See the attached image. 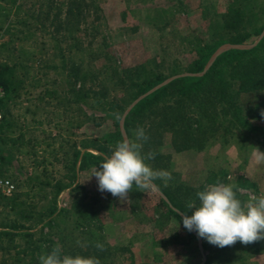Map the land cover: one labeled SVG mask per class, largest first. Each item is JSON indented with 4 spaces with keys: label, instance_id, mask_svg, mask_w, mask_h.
Returning <instances> with one entry per match:
<instances>
[{
    "label": "rangeland",
    "instance_id": "374dc122",
    "mask_svg": "<svg viewBox=\"0 0 264 264\" xmlns=\"http://www.w3.org/2000/svg\"><path fill=\"white\" fill-rule=\"evenodd\" d=\"M70 1L19 0L21 10L13 16L5 0H0V11H7L17 23L14 35L0 36V62L14 63L22 58L17 52L19 42L31 45L35 53L23 69H17L22 88L17 89L12 102L0 108L3 121L14 122L16 127L25 122L28 136L39 141L56 138L54 147L63 140L68 153L74 147L81 149L85 139L93 141L116 129L112 116L76 100L77 90H101L109 98H118L124 89L115 69L153 64L157 59H163L165 67L173 61L185 64L196 45L216 31L219 16L229 2L75 0L70 9ZM242 6L246 23L254 27L264 23V0H245ZM27 32L33 36L22 40ZM53 35L60 39L61 52L53 46ZM263 36L264 29L249 43L237 47L224 43L216 51L249 49ZM26 68L29 72L24 74ZM72 73H78L76 81ZM32 75L39 80L36 87ZM46 90L55 92L45 96ZM252 99L263 109L264 89L245 96L244 108ZM258 114L254 110L250 115L256 125L264 127V119ZM148 124L146 120L145 128ZM119 129L125 137L122 120ZM225 140L218 136L201 148L175 151L170 134L165 133L159 154L160 164L166 166H158L154 159L145 162L153 169L171 172L167 185L179 188L181 195L190 191L187 201H195L197 206L196 193L213 184L234 186L237 199L246 205L252 194L264 196V160L256 159L255 149L264 152V147L257 133L248 134L245 141L234 136ZM148 152L143 148V153ZM62 153H58V160L46 153L44 156L52 162L36 166L30 157L0 141V180L8 179L14 186L11 194L0 195H17L34 211L48 214L43 223L36 224L34 216L24 222L27 228L16 230L31 232L33 245H40L35 261L30 262L31 248L16 255L0 243V264H39L38 255L57 244L63 254L96 257L100 264H264V239L223 248L211 245L183 227L177 209L173 207L181 218L157 207L159 197L166 200L158 187L147 192L134 187L129 200L121 202L109 192L98 191L94 176L87 180L94 167L78 173L75 180H66L63 164L68 157ZM41 155L38 152L39 158ZM6 200L0 201L1 219L23 223L18 210L9 209ZM52 208L55 209L50 212ZM17 239L24 246L28 237L20 235ZM97 241L104 245L103 251L94 246Z\"/></svg>",
    "mask_w": 264,
    "mask_h": 264
},
{
    "label": "trees",
    "instance_id": "16d2710c",
    "mask_svg": "<svg viewBox=\"0 0 264 264\" xmlns=\"http://www.w3.org/2000/svg\"><path fill=\"white\" fill-rule=\"evenodd\" d=\"M243 1L245 0H229L225 10L219 16L220 21L216 31L196 45L193 56L185 64L173 61L165 67V61L157 59L153 64L143 63L134 67L115 69L117 80L124 89V93L118 98H109L101 90L91 91L92 93L77 90L76 100L88 102L90 108L112 116L116 127L104 137L93 141L85 139L80 147L85 150L84 152L74 147L68 153L63 140L54 147L56 138H51L50 141H39L28 136V126L25 122L16 127L14 122L5 123L3 115L0 123V141L8 147L17 148L20 154L30 157L36 166L45 167L47 162H52L44 154L48 153L53 160H58V153L63 152L62 154L68 157L63 164L66 171L64 178L69 181L77 179L78 173L82 171L99 167L103 159L111 154L115 143L123 138L119 129L120 120H122L125 136L130 139L134 138L133 132L137 127L145 130L149 139L144 143L143 148L156 154L154 161L158 166H166L164 163L160 164L159 154V146L162 144L165 133L170 134L171 145L175 151L201 148L207 140L216 139L218 136L226 140L234 136L245 141L247 135L253 133L259 135V142L264 147V127L256 125L250 115L254 110L260 115L264 108L261 109L260 105H256L254 99L250 100L245 108L243 106L245 96L256 95L264 89V36L249 49L230 48L222 51L215 56L202 74L197 75L204 70L211 56L221 45L249 43L264 29V23L258 27L246 23L247 19L245 20V13L242 11ZM75 4V0H71L69 8L71 9ZM5 5L13 10V16L21 10L19 0H5ZM22 23L25 22L22 21ZM15 24H17L16 21L7 11H0V36L14 35ZM32 36L33 33L27 32L21 39L25 40ZM59 40L53 35V46L61 52ZM17 52L22 58L16 62H0V86L4 91L0 98V108L12 102L17 89L22 88L17 69H23L26 60L35 54L31 45L20 42ZM28 72L29 69L26 68L24 74ZM72 74H75L73 81H76L78 73ZM32 76L31 78L34 79V75ZM167 79L169 80L164 83ZM38 84L39 80H35L33 87ZM158 85L160 86L155 88ZM79 89L85 88L80 86ZM54 92L46 90L44 95L51 96ZM146 120L149 124L145 128ZM42 144L45 145L42 146ZM38 152L43 154L40 158L37 156ZM154 183L167 200L159 197L158 208L179 218L181 217L178 212H185L189 216L192 214V209L187 208L189 203L187 196L190 191L181 195L179 188L169 184L165 186L161 180H156ZM56 191H60V188L58 187ZM3 199H7L5 204L9 205V209L18 210V218L22 219L23 223H18V219L5 221L0 217V243H5L8 250L13 249L16 255L27 253V250L31 248L30 262H33L37 258L35 253L39 252L40 245H33L31 232L20 233L16 230L27 228L24 222L30 221L34 216H36V224H41L48 214L44 211H34L17 195L9 198L0 195V201ZM54 209L52 208L50 212ZM81 212L85 214V211ZM20 235L28 237L24 246L17 241Z\"/></svg>",
    "mask_w": 264,
    "mask_h": 264
},
{
    "label": "clouds",
    "instance_id": "9594fccd",
    "mask_svg": "<svg viewBox=\"0 0 264 264\" xmlns=\"http://www.w3.org/2000/svg\"><path fill=\"white\" fill-rule=\"evenodd\" d=\"M264 119V110L260 113ZM132 139L125 136L115 143L111 154L94 167L87 180L95 177L98 191L109 192L121 202L129 200L133 191L147 192L155 187V181L161 180L167 186L172 179L171 172L153 169L145 161L155 159L154 152L143 153L144 143L149 137L142 127H137ZM256 149V159L264 160V152ZM199 206L195 201L187 204L194 209L192 214L180 212L183 227L189 232L195 231L198 237L209 244L223 248L235 243L248 245L264 239V196L252 194L244 205L237 199L234 186L225 184L208 185L205 190L196 193ZM178 225V224H177ZM178 228V227H177ZM77 245L80 241L76 242ZM99 251L104 245L97 241L94 245ZM39 264H100L96 257L71 256L62 253L57 244L46 253L38 255Z\"/></svg>",
    "mask_w": 264,
    "mask_h": 264
},
{
    "label": "built area",
    "instance_id": "2783aa9c",
    "mask_svg": "<svg viewBox=\"0 0 264 264\" xmlns=\"http://www.w3.org/2000/svg\"><path fill=\"white\" fill-rule=\"evenodd\" d=\"M4 91L2 87L0 86V98L3 96ZM2 121V114L0 112V123ZM14 186L8 179H1L0 180V193L9 195L13 192Z\"/></svg>",
    "mask_w": 264,
    "mask_h": 264
},
{
    "label": "water",
    "instance_id": "95a60500",
    "mask_svg": "<svg viewBox=\"0 0 264 264\" xmlns=\"http://www.w3.org/2000/svg\"><path fill=\"white\" fill-rule=\"evenodd\" d=\"M237 46H239V45H230V47H237ZM219 53H221V52L216 51V53H215L214 56L212 57V61H213V59L215 58V56H217ZM208 66H209V63L205 66L204 70H203L201 73H199V74H202V73L207 69ZM168 80H169V79H167L164 83H166ZM164 83H162V84H164ZM162 84H160V85H162ZM160 85H158V86H160ZM158 86H156L155 88H157ZM155 88H154V89H155ZM134 103H135V102H134ZM134 103H133V104H134ZM133 104H132V105H133ZM132 105H131L130 107H132ZM130 107H129V108H130ZM129 108H128V109H129ZM123 138H124V137H123Z\"/></svg>",
    "mask_w": 264,
    "mask_h": 264
}]
</instances>
